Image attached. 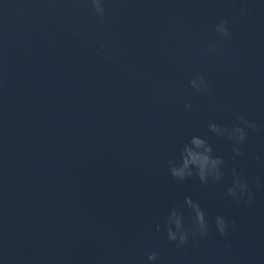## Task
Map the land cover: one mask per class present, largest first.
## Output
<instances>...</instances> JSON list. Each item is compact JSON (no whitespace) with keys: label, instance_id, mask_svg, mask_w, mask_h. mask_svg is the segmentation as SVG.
Wrapping results in <instances>:
<instances>
[{"label":"water","instance_id":"95a60500","mask_svg":"<svg viewBox=\"0 0 264 264\" xmlns=\"http://www.w3.org/2000/svg\"><path fill=\"white\" fill-rule=\"evenodd\" d=\"M102 3L101 20L90 0H0V264H148V251L154 264H264V0ZM238 116L258 128L233 159L207 124ZM192 135L225 161L220 182L168 173ZM232 168L250 203L225 195ZM184 196L210 229L178 248L164 224L172 207L191 224ZM217 214L235 222L224 237Z\"/></svg>","mask_w":264,"mask_h":264},{"label":"clouds","instance_id":"9594fccd","mask_svg":"<svg viewBox=\"0 0 264 264\" xmlns=\"http://www.w3.org/2000/svg\"><path fill=\"white\" fill-rule=\"evenodd\" d=\"M90 2L94 12L102 20L104 13L102 0H90ZM227 25L228 21L222 19L214 25V30L224 38H230L232 33ZM211 47L212 45L209 44V48ZM188 83L197 92L208 91V84L200 73H196L189 79ZM184 107L190 109L191 105L186 103ZM237 119L240 124L231 127L214 121H209L207 124L210 132L231 142L232 152L235 154L233 159L237 156L245 155L242 145L247 139L246 129L256 130L258 128L254 121L248 120L243 116H238ZM253 159L258 160L260 157L255 156ZM224 165L225 161L223 158L213 155L212 146L205 138L198 135L190 136L188 141L180 148L178 155L167 161L168 173L177 182H183L195 176L202 185L220 182L224 178ZM253 181L257 187L264 186L262 184L264 178L260 176L254 177ZM225 195L244 203H250L254 197V193L249 186V179L235 168L231 169V183L226 186ZM184 206L191 216L190 225L185 224V213L180 207L169 209L164 224L167 239L170 242H174L178 248L187 244L189 237L193 240L207 237L210 229L207 214L198 201L193 200L190 196H184ZM214 224L218 234L224 237L227 235L229 228L234 227L235 222L223 214H217L214 217ZM155 227L156 231L159 232L160 224H156ZM145 257L148 264H154L158 260V253L156 251H148L145 253Z\"/></svg>","mask_w":264,"mask_h":264}]
</instances>
